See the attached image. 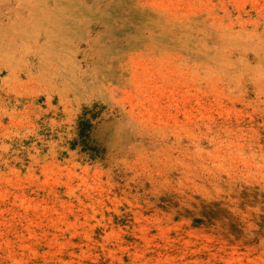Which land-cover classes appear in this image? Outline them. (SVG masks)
I'll return each mask as SVG.
<instances>
[{
  "label": "rangeland",
  "instance_id": "rangeland-1",
  "mask_svg": "<svg viewBox=\"0 0 264 264\" xmlns=\"http://www.w3.org/2000/svg\"><path fill=\"white\" fill-rule=\"evenodd\" d=\"M0 264H264V0H0Z\"/></svg>",
  "mask_w": 264,
  "mask_h": 264
}]
</instances>
